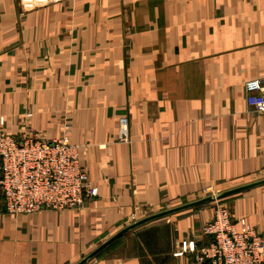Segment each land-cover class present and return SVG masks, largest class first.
I'll list each match as a JSON object with an SVG mask.
<instances>
[{"label":"crops","instance_id":"crops-1","mask_svg":"<svg viewBox=\"0 0 264 264\" xmlns=\"http://www.w3.org/2000/svg\"><path fill=\"white\" fill-rule=\"evenodd\" d=\"M254 79L264 0H0V132L67 135L97 189L78 210L17 216L0 193V264H76L133 221L264 179ZM229 198L264 233V186ZM211 217L148 223L88 264H193L175 254L210 243Z\"/></svg>","mask_w":264,"mask_h":264},{"label":"built area","instance_id":"built-area-1","mask_svg":"<svg viewBox=\"0 0 264 264\" xmlns=\"http://www.w3.org/2000/svg\"><path fill=\"white\" fill-rule=\"evenodd\" d=\"M244 90L248 106L264 113V79L246 81ZM118 138L129 143L125 117L119 120ZM0 193L6 212L17 216L78 210L97 196V189L89 186L78 147L67 135L47 142L0 132ZM227 210L217 207L203 226V235L210 238L207 246L195 250L192 242L184 241L175 256L195 253L193 264H264V233L244 218L233 219Z\"/></svg>","mask_w":264,"mask_h":264},{"label":"water","instance_id":"water-1","mask_svg":"<svg viewBox=\"0 0 264 264\" xmlns=\"http://www.w3.org/2000/svg\"><path fill=\"white\" fill-rule=\"evenodd\" d=\"M264 186V179L252 182V183H248L242 186H238L226 191H222L219 193H216L214 195H210V196H205L202 197L198 200L189 202V203H185L164 211H160L158 213H155L153 215L144 217L142 219L133 221L131 224H129L128 226L124 227L123 229H121L120 231H118L117 233H115L114 235H112L111 237H109L106 241H104L102 244H100L97 248H95L92 252H90L88 255H86L85 257H83L79 262H77L76 264H88L90 261H92L93 259H95L97 256H99L102 252H104L106 249H108L111 245H113L116 241H118L121 237H123L124 235H126L127 233L134 231L136 229H138L139 227H142L148 223L157 221V220H161L167 217H170L172 215H175L177 213H181L184 211H188L191 209H195L197 207L212 203V202H216V201H220L223 200L225 198H229L238 194H241L243 192L255 189V188H259V187H263Z\"/></svg>","mask_w":264,"mask_h":264},{"label":"rangeland","instance_id":"rangeland-1","mask_svg":"<svg viewBox=\"0 0 264 264\" xmlns=\"http://www.w3.org/2000/svg\"><path fill=\"white\" fill-rule=\"evenodd\" d=\"M88 183H89V181H88ZM232 188H234V187H232ZM214 194H216V193H214L212 190H210V191H207V193H205L204 196H202V197L210 196V195H214ZM202 197H200V198H202ZM230 201H231V198H225V199L220 200V201L212 202V203H209V204H206V205L197 207V208H195L193 210H190V211H195L196 209H202V208L208 209V212L209 211L212 212V217H211V219H212L214 217V213H215L217 207L226 208V209H228L227 211L229 212V214H231V211H230V205H231V203H229ZM201 234H203L202 233V230H201ZM205 237H207V236H205Z\"/></svg>","mask_w":264,"mask_h":264}]
</instances>
